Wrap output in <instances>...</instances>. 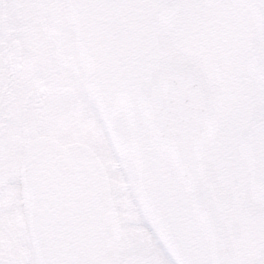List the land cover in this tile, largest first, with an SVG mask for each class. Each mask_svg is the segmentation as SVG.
Masks as SVG:
<instances>
[{"label": "flooded vegetation", "instance_id": "af4514ba", "mask_svg": "<svg viewBox=\"0 0 264 264\" xmlns=\"http://www.w3.org/2000/svg\"><path fill=\"white\" fill-rule=\"evenodd\" d=\"M171 5L163 10L165 18L174 17L169 12ZM147 15L148 0H0L1 264H38L25 223L21 184L24 147L37 135L74 146L93 160L101 185L105 264H133L124 263L121 254L124 245L132 251L135 243L141 247L150 244L155 262L162 257L166 264H212L213 249L206 233L191 218V188L172 162L154 152L165 187L163 200L145 157L144 197L131 191L141 223V227L133 224L134 228L114 222L109 184L98 162L101 144L111 155L116 154L115 128L130 129V116L146 156L147 146L137 129L131 100L149 77L153 61L163 58L156 54L149 58L147 47L134 42L143 41ZM116 112L121 118L113 121ZM200 152L198 177L210 198L219 201L216 216L221 237L234 249L235 264H252L264 252V223L247 225L249 232L240 235L241 231L222 221L224 204L213 195L208 173L205 179L201 174ZM11 188L15 189L12 194ZM142 198L149 207L140 205ZM247 242L256 247L249 249ZM126 250L123 254L128 255Z\"/></svg>", "mask_w": 264, "mask_h": 264}, {"label": "rangeland", "instance_id": "374dc122", "mask_svg": "<svg viewBox=\"0 0 264 264\" xmlns=\"http://www.w3.org/2000/svg\"><path fill=\"white\" fill-rule=\"evenodd\" d=\"M170 5L173 9L169 12L174 15L171 19L163 14ZM237 8L240 9L237 0H148L143 41L134 42L147 47L149 58L156 54L191 62L205 73L211 89L215 124L200 148L201 174L205 179L208 173L213 195L223 201L222 221L244 235L249 232L247 225L264 223V67L258 63L253 48L254 44L257 46L254 32L248 29L251 24L245 29L236 23ZM136 28L133 27V33ZM113 63L121 73L120 63ZM126 108L128 110V105ZM120 118L119 112L113 114V121ZM131 118L130 129L122 128L123 125L115 128L114 138L119 146L116 154L111 155L104 144L97 152L100 168L109 184L114 222L123 228L141 224L133 208L131 191L137 190L143 197V191L146 192V156ZM101 137L99 131L100 142ZM124 170L133 178L127 177ZM231 171L236 172V178L226 177ZM140 205L149 207L145 200ZM255 245L246 244L249 249ZM122 248H125L123 252L127 249L125 245ZM151 248L150 244L141 247L135 243L132 251L126 250L128 255L122 252L124 263L133 261L135 264L137 260L136 264H166L162 257L155 262Z\"/></svg>", "mask_w": 264, "mask_h": 264}, {"label": "water", "instance_id": "95a60500", "mask_svg": "<svg viewBox=\"0 0 264 264\" xmlns=\"http://www.w3.org/2000/svg\"><path fill=\"white\" fill-rule=\"evenodd\" d=\"M255 2L264 7V0ZM259 38L264 66V25ZM131 105L161 196L165 188L152 144L191 187V208L213 249L212 264H235L233 248L221 238L218 203L198 185L197 150L213 124L205 78L193 66L158 60ZM21 184L25 223L39 264H105L101 186L94 162L83 151L34 136L24 147ZM252 264H264V253Z\"/></svg>", "mask_w": 264, "mask_h": 264}, {"label": "trees", "instance_id": "16d2710c", "mask_svg": "<svg viewBox=\"0 0 264 264\" xmlns=\"http://www.w3.org/2000/svg\"><path fill=\"white\" fill-rule=\"evenodd\" d=\"M238 2H240V9L237 8L235 11L237 13L236 23L239 24V27H242V28L245 27V29H247V27L249 26L248 24H251V26H249L248 29L250 31L254 32V38L256 37L255 43H256L257 48L255 47V44H254L253 48H255L258 63L262 67V64L260 62V56H259L258 41H259L260 29L264 24V8L257 5L254 0H237V4H238ZM205 7L208 8L209 5H206ZM249 19H250V22H249ZM245 25H247V26H245ZM255 30H257V34H256ZM254 38H253V40H254ZM202 59L203 58L200 57V60H202ZM235 174H236V172L231 171L226 177L234 179V178H236ZM223 183L226 184V182H223Z\"/></svg>", "mask_w": 264, "mask_h": 264}]
</instances>
